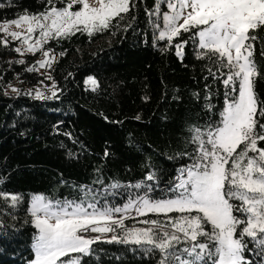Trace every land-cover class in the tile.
<instances>
[{"label":"trees","instance_id":"trees-1","mask_svg":"<svg viewBox=\"0 0 264 264\" xmlns=\"http://www.w3.org/2000/svg\"><path fill=\"white\" fill-rule=\"evenodd\" d=\"M53 3L63 7L66 0ZM156 4L160 0H136L110 29L50 39L44 50L55 61L44 71L38 68L42 51L22 55L15 51L18 42L0 31V192L21 198L13 206L0 197V264H30L34 257L33 196L78 199L81 188L91 189L103 209L123 207L151 185V198H169L178 170L191 163L184 155L193 152L191 129L221 119L228 89L220 73L227 69L217 72L211 60L197 59L192 32L171 44L158 40L154 24L160 15L147 14ZM0 5V21L52 6L47 0H0ZM166 9L162 0L161 13ZM257 34L255 60L264 73V29ZM181 41H187L182 59L174 46ZM88 77L97 79L95 90ZM256 91L264 99V76ZM150 174L154 179L147 181ZM152 219L168 223L164 214L148 213L124 224L133 229ZM124 235L122 229L116 234ZM91 247L82 264H158L159 254L139 245L99 240ZM248 249L246 262L264 264V252L251 243Z\"/></svg>","mask_w":264,"mask_h":264},{"label":"snow or ice","instance_id":"snow-or-ice-1","mask_svg":"<svg viewBox=\"0 0 264 264\" xmlns=\"http://www.w3.org/2000/svg\"><path fill=\"white\" fill-rule=\"evenodd\" d=\"M163 3L169 11L162 13V27L154 24L160 27L156 38L171 44L182 32H192L198 38L197 59L211 60L218 66L217 72L227 69L220 73L228 89L221 119L208 122L203 129H191L193 152L184 154L191 163L178 170L179 175L168 189L172 194L169 198L152 199L148 195L151 185L143 196L129 199L123 207L103 209L97 207L100 200L91 189L81 188L83 195L78 199L33 196L29 212L37 233L30 264H82L83 257L92 253L91 246L102 239V235L90 234L114 233L117 228L124 230L125 235H112L109 243H131L147 253H158V264H251L243 255L250 243L264 252V147L260 146L264 142V99L256 91L257 81L264 73L255 60L256 42L260 40L257 33L264 29V0ZM47 4L52 6L46 11L20 15L6 22L0 31L21 40L26 45L24 51L36 52L50 39L67 38L77 32L91 36L110 29L114 21L124 19L122 14L135 8L136 0H66L63 7L47 0ZM147 14L161 15L160 5L156 4ZM11 25H27L26 34L9 31ZM37 29L39 38L30 43L29 38ZM185 44L187 41L174 45L181 59ZM43 55L46 59L39 61V66L50 67L49 52L44 51ZM260 55L264 56V49ZM208 72L216 78L211 68ZM88 82L93 90L98 87L94 78ZM37 96L44 98L39 92ZM153 179V174L146 177L147 181ZM0 197L10 198L13 206L21 199L4 192H0ZM132 208L141 216L163 213L168 223L144 220L141 223L152 227L127 229L125 218H114L113 214ZM169 213L180 215L173 218Z\"/></svg>","mask_w":264,"mask_h":264},{"label":"rangeland","instance_id":"rangeland-1","mask_svg":"<svg viewBox=\"0 0 264 264\" xmlns=\"http://www.w3.org/2000/svg\"><path fill=\"white\" fill-rule=\"evenodd\" d=\"M161 1H162V0H160V4H159V5H161ZM74 10H75V9H74ZM166 11H169V9L167 8V9H166L165 11H163V12H166ZM163 12H162V13H163ZM162 13H161V15H160V21L157 23V25H160V27H162V24H163V21H162ZM18 18H19V17H18ZM18 18H16V19H18ZM13 20H15V19H13ZM8 21H12V20H4V21H0V27L5 26V25H6V22H8ZM180 22L182 23V21H180ZM26 27H27V25H22V26H20V27H17L16 25H11V26H9V31H17V32H21V33L26 34ZM160 27H155L156 36H158V33H159V30H160ZM1 32H3V31H1ZM3 33L5 34L6 37H9L10 39L15 40V39H13L10 35H8L7 33H5V32H3ZM37 38H39V29H37V31H36L35 33L31 34V36H30V38H29V42L32 43V42H34L35 39H37ZM15 41L18 42V48H21V50H22V51H21V54H22V55H24V54H28V53H35V52H27V51H24V49L26 48V45H24L23 42H22L21 40H15ZM48 41H49V40H48ZM48 41H47V42H48ZM44 45H45V44H44ZM44 45H43V48H42L41 50H38V51H42V54H41V57H40L39 61H43V60L46 59V58L44 57V55H43L44 51H46V50H44ZM38 51H36V52H38ZM48 52H49V51H48ZM49 59H50V63H51V64L55 61V55H54L53 53H51V52H49ZM38 68H39L40 70L44 71V70H47V69L49 68V66H45V67L41 68V67L39 66V63H38ZM89 78H90V77L87 78V82H88ZM91 78H94V79L97 81V79H96L95 77H91ZM97 82H98V81H97ZM37 195H40V194H37ZM30 206H31V205H30ZM161 214H163V213H161ZM169 214H170V213H169ZM134 227H135V228H145V227H152V225L142 224V225H140V226L136 225V226H134ZM168 230L171 231V230H172L171 227L168 228Z\"/></svg>","mask_w":264,"mask_h":264},{"label":"built area","instance_id":"built-area-1","mask_svg":"<svg viewBox=\"0 0 264 264\" xmlns=\"http://www.w3.org/2000/svg\"><path fill=\"white\" fill-rule=\"evenodd\" d=\"M178 175H179V173L175 175V177H174V179H173V184H174V182H175V178H176ZM142 196H143V195H142ZM152 199H153V198H152ZM154 200H155V199H154ZM113 215H114V218H119V217L123 216V217L125 218V219H124V223H125L127 220L131 219V218H135V217L140 216V215H138V214L136 213L135 208L129 209L127 212L114 213ZM125 226H126V228H130V227L127 226V225H125ZM119 230H120V229L117 228L116 232H114V233H104V234H100V233H91L90 235H91V236L102 235V239H100V240H109L110 237H111L112 235H116L117 232H118ZM98 241H99V240H98Z\"/></svg>","mask_w":264,"mask_h":264},{"label":"crops","instance_id":"crops-1","mask_svg":"<svg viewBox=\"0 0 264 264\" xmlns=\"http://www.w3.org/2000/svg\"><path fill=\"white\" fill-rule=\"evenodd\" d=\"M138 226H140V225H138Z\"/></svg>","mask_w":264,"mask_h":264}]
</instances>
